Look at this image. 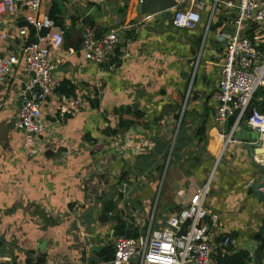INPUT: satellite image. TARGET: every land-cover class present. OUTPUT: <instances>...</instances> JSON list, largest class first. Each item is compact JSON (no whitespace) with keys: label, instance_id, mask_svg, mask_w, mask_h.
<instances>
[{"label":"crops","instance_id":"crops-1","mask_svg":"<svg viewBox=\"0 0 264 264\" xmlns=\"http://www.w3.org/2000/svg\"><path fill=\"white\" fill-rule=\"evenodd\" d=\"M56 1L61 5L66 36L63 47L53 53L55 73L69 86H87L88 103L77 116L65 119L57 115L53 104H46L43 118L49 123L50 134L41 136L47 141L46 147L25 148L24 133L15 126L24 67H17L7 86L0 83L1 100H11L0 109V264H32L41 257L45 264H111L102 251L112 252L111 237L120 223L126 222L118 206L122 203L118 178L102 191L89 178L86 167L96 168L106 158L107 141L116 135L108 131L118 125L119 108L129 106L144 111L143 124L147 126L157 121L168 124L157 142L164 141L168 152L147 154L152 158L143 167L139 156L115 158L114 168L134 184L142 169L159 173L170 156L162 190L170 211L181 205L177 192L185 187L190 192L205 183L222 159L206 202L209 219L215 220L218 236L233 233L239 248L252 245L254 235L262 230L264 200L256 196L251 184L264 175L253 163L249 141L244 139L249 138L246 132L251 127L240 122L228 129L227 123L222 134L215 126L214 94L220 78L216 58L220 46L214 37L217 28L208 33L197 61L204 20L198 29L190 31L176 27L171 16L145 19L136 10L137 0L126 4L124 0ZM52 2L42 0L46 14ZM80 19L90 20L101 33L130 24L115 67L98 65L84 56L82 29L76 25ZM6 45L0 42L1 48ZM69 47L75 52L70 53ZM202 126L205 139L199 144L205 142L204 146L197 142ZM177 128L176 141L172 142ZM230 135L232 139L224 147ZM99 139L104 143L94 149ZM176 144L180 148L174 152ZM259 153L255 148L254 158L264 164L258 159ZM160 157L162 169L158 168ZM158 184L154 173L138 189L136 198L124 203L150 207ZM137 219L128 216L129 221L136 223ZM155 220L157 226L162 217ZM260 263L264 264V247Z\"/></svg>","mask_w":264,"mask_h":264},{"label":"built area","instance_id":"built-area-1","mask_svg":"<svg viewBox=\"0 0 264 264\" xmlns=\"http://www.w3.org/2000/svg\"><path fill=\"white\" fill-rule=\"evenodd\" d=\"M175 1L171 21L176 27L193 31L204 20L197 61L213 24L220 22L214 36L220 46L216 56L220 78L214 94L215 126L223 134L231 117H235V125L244 120L258 131L264 143V111L251 104L256 91L264 87V0ZM41 7L42 0H0V42L7 43L3 46L5 49L0 46V83L7 86L17 67H24L26 76L15 126L24 133L25 148L36 146L44 149L47 141L41 136L50 134L49 123L43 118L45 105L53 104L62 119L77 116L87 106L89 88L75 87L72 94L59 91L63 82L55 73L53 53L63 47L66 28L56 24ZM76 25L82 29L84 56L98 65L115 67L120 57L123 34L130 24L114 26L103 33L90 20L80 19ZM30 26L35 29V39L32 41ZM11 45L14 48H9ZM68 51L73 53L75 49L69 47ZM10 102L0 98V109ZM167 127L168 124L162 121L148 126L136 122L108 139L109 152H105L106 158L96 168L86 167L89 178L102 191L114 181V177L118 178V190L122 194V203L120 201L118 206L123 211L122 218L139 231L137 236L112 235L114 256L111 264H217L218 255L230 254L234 248H239L236 235L225 233L218 236L215 220L209 219L211 213L206 202L215 169L206 182L193 191L189 192L190 189L186 187L179 190L177 194L181 198V205L164 213L160 224L155 226L160 197L170 169V156L159 173L151 169L141 170L134 184L128 178L121 179L123 171L114 168L115 158L134 159L153 153ZM177 133L178 128L172 135V142L176 141ZM231 139L232 135L227 137L224 147ZM103 143V139H99L93 148L97 149ZM204 143L199 145L204 146ZM154 173L158 175L159 184L151 206L140 208L133 203H124L128 198H136L138 189ZM93 191L90 189V192ZM80 211L77 210V213ZM129 214L134 219L138 218L136 223L128 220ZM109 215H114V212H109ZM248 249L254 262L257 243L254 241Z\"/></svg>","mask_w":264,"mask_h":264},{"label":"trees","instance_id":"trees-1","mask_svg":"<svg viewBox=\"0 0 264 264\" xmlns=\"http://www.w3.org/2000/svg\"><path fill=\"white\" fill-rule=\"evenodd\" d=\"M60 4L58 1L53 0L52 5L49 9L48 15L50 18H52L56 24L58 25H63L64 26V20H63V14H62V9L60 8ZM220 25L219 21H216L212 29L218 28ZM35 29L30 26V40H34L35 37ZM73 86H69L68 83H62V86L60 87L59 91L61 93H73L74 92ZM251 104L254 106L260 107L264 111V87L259 88L255 95L254 98L252 99ZM118 117H119V122L118 125L114 128L109 130V134H117L121 131L126 130L127 128L130 127V125L136 123V122H142L144 123V116L145 113L142 110H139L138 108H133V107H124V108H119L118 110ZM235 123V117H231L228 120V129ZM241 123H245L244 120L241 121ZM205 131V128L202 126L199 128L198 132V137H197V142L198 144L202 141H204V136L203 133ZM180 143V140H179ZM180 148L179 144H176L174 152H177V149ZM156 153H167L168 148L165 146L164 141H160L159 144L157 145L156 150L154 151ZM152 158L150 155H142L139 156V161H140V167H143L147 165L148 159L150 160ZM138 161V162H139ZM159 169H162V165L160 164L158 166ZM142 169V168H141ZM143 170V169H142ZM127 175H123L121 179H127ZM115 233L117 234H126L128 236H137L139 234L138 228H136L133 224H126L125 222H121L120 225L116 228ZM233 234V233H232ZM254 240L257 243V251L263 250L264 247V236H262L261 231L259 230L255 235H254ZM103 258L106 260H111L114 256V249L110 253H105V251H102ZM45 259L44 257L39 258L36 261L31 262L32 264H45ZM256 263V260L254 261ZM253 260L250 258L249 255V249L246 247H241V248H234L230 254L226 255H218L217 256V264H254Z\"/></svg>","mask_w":264,"mask_h":264},{"label":"water","instance_id":"water-1","mask_svg":"<svg viewBox=\"0 0 264 264\" xmlns=\"http://www.w3.org/2000/svg\"><path fill=\"white\" fill-rule=\"evenodd\" d=\"M131 0H124V3H130ZM176 5L175 0H137L136 10L137 12L145 17H150V19H159V18H169L173 14V6ZM243 128V127H242ZM249 138H244L246 141H249V154L252 158L254 164H256L262 171L264 175V164L262 162H258L255 160L254 150L255 148H259L260 153L257 155L258 159L264 160V148H263V140L260 138L258 131L251 130L248 128V132H246ZM233 139L238 138L237 136H233ZM251 188L256 196L260 200H264V176L261 181L255 182L251 184ZM262 236H264V221L261 230ZM261 251L258 250L256 254V262L260 263Z\"/></svg>","mask_w":264,"mask_h":264},{"label":"rangeland","instance_id":"rangeland-1","mask_svg":"<svg viewBox=\"0 0 264 264\" xmlns=\"http://www.w3.org/2000/svg\"><path fill=\"white\" fill-rule=\"evenodd\" d=\"M185 110H186V108H185ZM180 112H185V111L180 110ZM169 134H170V133H169ZM169 134H168V135H169ZM169 141H170V140H169ZM158 160H159V161H158V165H160V164L162 163V157H160ZM163 161H165V159H163ZM221 164H222V159L219 160V162L217 163V165H216V167H215V172L213 173V176L211 177L210 185H213V181H214V179H215V177H216V171H217L218 169H220ZM161 165H162V164H161ZM218 165H219V166H218ZM211 170H212V169H211ZM210 173H211V172H209V174H208V176H207V179H208ZM166 201H169V200L166 198V196H165V194H164V192H163V193L161 194L160 202H159V205H158L157 219H158L159 217H162L164 213H168V211H169V205L167 204Z\"/></svg>","mask_w":264,"mask_h":264}]
</instances>
